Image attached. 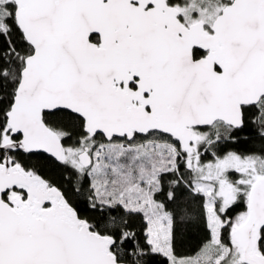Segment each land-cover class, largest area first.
<instances>
[{"label":"snow or ice","instance_id":"6c2138e0","mask_svg":"<svg viewBox=\"0 0 264 264\" xmlns=\"http://www.w3.org/2000/svg\"><path fill=\"white\" fill-rule=\"evenodd\" d=\"M0 264H264V0H0Z\"/></svg>","mask_w":264,"mask_h":264}]
</instances>
